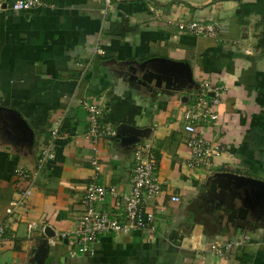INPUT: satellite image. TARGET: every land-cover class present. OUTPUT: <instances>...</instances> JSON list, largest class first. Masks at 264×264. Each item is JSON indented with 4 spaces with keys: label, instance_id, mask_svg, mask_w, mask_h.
I'll list each match as a JSON object with an SVG mask.
<instances>
[{
    "label": "crops",
    "instance_id": "1",
    "mask_svg": "<svg viewBox=\"0 0 264 264\" xmlns=\"http://www.w3.org/2000/svg\"><path fill=\"white\" fill-rule=\"evenodd\" d=\"M16 1L0 0V264H264V0H45L28 12ZM174 21L213 22L219 35L181 34ZM204 82L226 89L218 122L199 129L224 153L193 169L184 114ZM86 104L115 137L86 138ZM49 145L54 159L20 180L16 168L35 173ZM140 146L162 184L147 201L155 230L101 234L93 255L72 256L87 186L129 193Z\"/></svg>",
    "mask_w": 264,
    "mask_h": 264
},
{
    "label": "built area",
    "instance_id": "2",
    "mask_svg": "<svg viewBox=\"0 0 264 264\" xmlns=\"http://www.w3.org/2000/svg\"><path fill=\"white\" fill-rule=\"evenodd\" d=\"M114 0H106L107 4ZM45 5V0H19L11 4L14 11L28 12ZM179 33L198 37H215L219 35V26L206 21H174ZM106 41H101L97 48V54L105 55ZM226 89L222 85L204 82L196 91L184 114L183 131L186 133L185 144L189 151L186 166L189 168L212 167L214 162L220 159L224 153V147L215 141L201 136L199 129L202 123H216L220 115L216 110L225 97ZM88 112V129L85 136L93 142L100 138L115 137L116 130L112 125L104 122L103 109L94 104H86ZM54 138L60 136V128H54L51 132ZM52 144V143H51ZM149 146H140L134 151L133 170L129 193L118 190L114 185H102L91 182L85 191L83 204L85 210L82 213L73 240L70 242L72 256L93 255L94 245L98 237L105 233H124L133 230L152 232L156 227V213L148 210V199L155 198L162 191V184L158 179L157 162L145 154ZM55 157L52 145L46 146L39 154L36 172L28 173L24 168L17 167L16 176L20 180L35 181L44 166ZM92 165L97 172L101 166L97 160H92ZM30 189L24 190L23 196H29ZM110 200L109 210H102L106 200ZM171 202L179 203L180 197L172 195ZM13 209H7L12 214ZM36 223L28 224V231L35 230ZM7 230L0 226V243L5 239ZM68 238L67 234L62 235ZM233 248L232 243L224 245H211V251L217 256L227 254Z\"/></svg>",
    "mask_w": 264,
    "mask_h": 264
},
{
    "label": "water",
    "instance_id": "3",
    "mask_svg": "<svg viewBox=\"0 0 264 264\" xmlns=\"http://www.w3.org/2000/svg\"><path fill=\"white\" fill-rule=\"evenodd\" d=\"M237 178L239 179V180H241V181H247L245 178H241V177H238L237 176ZM241 178V179H240ZM248 182H252V180H248ZM43 259H44V257L41 255V258L39 257L38 258V264H42V262H43Z\"/></svg>",
    "mask_w": 264,
    "mask_h": 264
},
{
    "label": "trees",
    "instance_id": "4",
    "mask_svg": "<svg viewBox=\"0 0 264 264\" xmlns=\"http://www.w3.org/2000/svg\"><path fill=\"white\" fill-rule=\"evenodd\" d=\"M262 21H263V24H264V18H263ZM262 35H263L262 38L259 39V44H260L261 47H264V31H263V34Z\"/></svg>",
    "mask_w": 264,
    "mask_h": 264
}]
</instances>
